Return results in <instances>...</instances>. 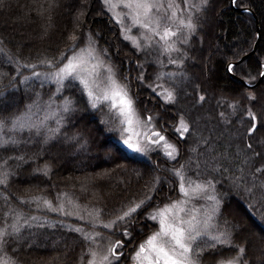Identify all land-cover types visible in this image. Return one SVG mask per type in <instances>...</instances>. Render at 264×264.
I'll return each mask as SVG.
<instances>
[{
    "label": "trees",
    "instance_id": "trees-1",
    "mask_svg": "<svg viewBox=\"0 0 264 264\" xmlns=\"http://www.w3.org/2000/svg\"><path fill=\"white\" fill-rule=\"evenodd\" d=\"M244 8L255 14L260 32L250 54L256 41V22L252 12ZM78 13H83L79 26ZM195 23L192 45L185 47L183 64L172 70L177 74L175 84L168 85L175 89V100L162 101L142 87L136 92V106L151 115L157 126L161 122L175 124L181 117L189 126L182 138L177 137L179 157L174 162L156 160L155 166L154 155L137 157L116 141L115 113L105 106L92 108L77 81L66 80L65 87L56 91L53 83L30 78L32 71L50 69L39 61L53 59L58 66L66 59L72 52L65 51L71 43L70 35H83L75 46L77 49L88 41L89 33L99 49H107L116 65L125 70L122 65L127 63L136 73L138 59L118 36L119 28L101 0H0V73L4 74L0 77V118L19 115L33 102L39 105L32 109L35 117H41L52 98L59 102L69 98L73 102V111L65 115L61 130L47 142V130L57 128L55 118H49L39 134L35 129L25 128L2 138L7 140L11 136L15 143L0 145V170L11 173L8 183L0 184V227L11 225L17 214L20 223L25 217L31 220L18 235L8 237L7 251L18 264H78L88 247L81 233L61 223L32 227V214L43 216L47 209H33L37 202L31 197L49 199L54 206L63 198H70L83 207L101 209L102 219L108 220L123 206H130V202L152 195L151 202L134 218L130 228L132 238L118 236L125 241L123 248L131 249L134 241L154 228L147 211L168 200L165 193L168 187L169 195L174 197V181L179 182V178L171 170L180 165H185L183 172L193 181L212 182L213 192L220 201L214 223L232 236L231 245H218L215 250L207 251L201 264H215L233 257L238 251L235 246L239 245L245 247L241 264L243 261L264 264V150L258 144L259 140L264 142V126H259L249 139L246 130L251 126L250 118L243 112L251 107L260 114V121H264V78L258 81L260 63L264 62V0L236 3L208 0L207 6L195 13ZM61 52H65L64 57H60ZM216 52L221 55L216 56ZM240 52L244 53L240 57L247 56L234 63L235 71L231 74L227 65L236 62L234 53ZM202 56L203 67L198 64ZM17 61L33 64L35 68L19 67L17 71ZM167 70L169 67L164 68ZM152 71L153 68L148 69L149 73ZM249 75L256 77L250 83H256L252 87L242 82ZM22 76L29 77L24 84L20 83ZM148 78L153 80L151 76ZM247 93H254L255 101H249ZM235 101L240 102L239 108L228 106ZM186 102L191 106L184 108ZM200 113L209 117L196 127ZM249 143L251 149L247 147ZM16 156H23L28 162L9 159ZM44 165L51 169L47 176L33 173V169ZM157 176L162 178L157 185L159 191L149 193ZM8 230L11 232L10 227ZM32 240L54 241L56 245L35 246Z\"/></svg>",
    "mask_w": 264,
    "mask_h": 264
},
{
    "label": "snow or ice",
    "instance_id": "snow-or-ice-1",
    "mask_svg": "<svg viewBox=\"0 0 264 264\" xmlns=\"http://www.w3.org/2000/svg\"><path fill=\"white\" fill-rule=\"evenodd\" d=\"M236 3L237 0H232ZM104 5L110 12L113 13V19L121 25V33L125 31L131 32L133 28H140L143 31L140 33L141 38L147 42L145 45L151 46L154 37H159V43L161 44V55L168 54L169 64L182 65V59H172V53H180L178 44H187L188 37L196 31L197 25L194 22L191 14L187 19L183 18L182 12L184 10L193 9L197 12L201 7H206L208 0H198V3H189V0H184L185 9H181L179 3L176 0H167V4L164 0H103ZM117 9H124L126 11H117ZM248 11L249 9H245ZM83 13H78L76 16L77 26H79L80 16ZM130 20V23L125 27V20ZM183 37V39H180ZM83 35L77 36L72 34L69 36L71 43L66 47L65 51H72L71 56L66 57V62H61V66H56V60L48 59L39 61L40 64H46L49 68H54V71L36 72L32 71L31 76L36 78H45L54 81L57 84V91H60L65 87L66 80H78L83 86V91L87 93L89 103L92 108L103 106L104 104L110 105V110H114L121 118V125H127L123 127L121 131V139L123 143L133 151L146 153L152 146H159L163 144L165 155L169 159H175L178 154V150L175 145L168 143L166 137L159 131L151 130V122L153 117L149 116L147 121H141L135 115L134 100L129 94L126 85L118 83L116 80V74L111 65H104L103 61L97 57L96 47L93 45L91 33L88 34L87 47L80 48L78 51L75 46L79 43ZM125 39H133L137 50H141V45L133 37L125 36ZM107 52V49L104 50ZM243 52L234 53L236 59L239 60ZM65 52L60 53V57H64ZM59 59V57L57 58ZM19 67L28 69H34L33 64H19ZM104 68L107 72V76L102 82L100 80V69ZM260 71L258 76L264 78V62L260 63ZM227 71L232 73L235 71V65L229 62L227 65ZM4 74L0 73V77ZM168 76L173 79L176 78V73H158L157 80ZM138 79L143 81L145 76L141 73ZM29 80L28 76H22L20 83L24 84ZM256 80V77L249 75L246 83H252ZM102 83L104 86L102 87ZM148 87H159L161 91L158 95L162 96L167 102L175 100V89L166 88L163 84H158L155 87L148 85ZM249 101H255L256 95L254 93H247ZM203 100L204 96H200ZM39 108L36 102L33 105H28L25 111L19 115L12 114L8 117L0 118V134L8 135V133H15L17 130H23L25 128L35 129L39 134L40 129L46 126V121L50 117H57V128L48 129L49 135L46 136L45 142L48 139H52L61 130L60 125L64 122L65 115L71 114L73 111V102L71 99L66 98L62 105L57 106L53 111L51 108V102L47 105V114L43 119L33 121V117L36 115L32 111L33 107ZM229 107L239 108L240 102L235 101L228 105ZM264 110V108H262ZM244 115L250 118L251 126L247 128L249 139L251 134L257 131L259 126H264V121H260V114L253 111L251 107L243 109ZM62 113V114H61ZM223 115V114H221ZM143 125L147 131L143 134L136 132L134 135L129 134L133 132L134 126ZM177 131L181 136L185 132L189 131V126L181 117L177 126ZM127 134V136H126ZM126 136V138H125ZM9 143H15L12 137L9 136L7 140L0 139V145ZM249 149L252 148V144L247 145ZM258 155V153H254ZM9 159H15L21 163L26 164L28 161L24 160L23 156L11 157ZM5 166L7 160L4 161ZM20 167V164H17ZM185 165H180L179 168L172 169V174L179 178L178 199L169 200L163 206H157L153 208L152 212L147 213L148 218L152 221H158L159 228L152 232L145 241L141 242L137 250L133 254L134 264H201L202 257L209 250H215L218 245H231L232 236L227 229H220L214 223L216 213L218 212L220 201L216 195L209 194V191H214V185L211 181H193L188 177L183 169ZM51 171L48 165H44L43 168L37 167L33 169L34 174H43L47 176ZM262 171V169H257ZM11 173L5 170H0V184L6 185ZM161 177H154L152 181V187L148 189L149 193H156L159 191L157 185L161 182ZM251 189H249L250 191ZM65 196L66 194L61 193ZM26 200L28 198H25ZM37 202V207H45L50 211H58L64 215H77L80 220L88 219L93 228L100 225L106 230H111L113 234L119 232L120 235L126 238H132V232L130 231L131 225L134 223V218L143 211L145 207L153 199L152 195H146L143 199L136 202H130V206H123L118 210V214H114L111 219L105 221L102 219L103 211L101 209H85L83 214L79 211V206L74 205L71 199L66 201H60L59 204L53 205V202L49 199H41L39 196H33L30 198ZM197 199H204L207 206L197 209L195 207L189 210L188 205L191 201ZM74 207L75 211H66V208ZM7 216L8 214L5 213ZM34 219V218H33ZM20 216L17 214L15 220L11 225L5 224L0 227V264H18V262L9 256L6 246L9 243L8 237H13L21 232V228L28 224V220H24L20 223ZM11 228V232L7 231ZM122 229V231H121ZM73 231L81 232L84 235V239L89 241V246L85 250V254L82 253V261L86 260V264H119V259L122 256L120 249L125 247L124 240H115L112 242L109 240L105 247L101 241L108 239L103 237L100 232L93 231L91 235L84 233L83 229L76 227ZM238 248L236 255L228 259H221L216 261L215 264H241L242 257L245 253V247L242 245L235 246ZM15 250L13 249V252ZM242 264H248L247 261H243Z\"/></svg>",
    "mask_w": 264,
    "mask_h": 264
},
{
    "label": "rangeland",
    "instance_id": "rangeland-1",
    "mask_svg": "<svg viewBox=\"0 0 264 264\" xmlns=\"http://www.w3.org/2000/svg\"><path fill=\"white\" fill-rule=\"evenodd\" d=\"M103 6H104V9L107 11L108 15L112 18V20L114 22H116L115 19H113V13L110 12L108 10V8L104 5L103 3V0H101ZM177 3H179L180 5V8L181 9H185V5H184V0L182 1H178L176 0ZM164 3L167 4V0H164ZM189 3H198V0H189ZM117 11H126L124 9H117ZM197 11L193 10V9H188V10H184L182 12V16L183 18L187 19V17L189 16V14H191V16L193 17L194 19V22H195V13ZM130 23V20H125V27H127V25ZM118 28H119V35L121 37V40L127 44V46L129 48H131L134 53H135V57H136V60L138 59V61L136 62V73L134 74L130 68V65H128L127 63H124L122 66L124 67L125 70H122L121 69V65H116V63L114 62L113 59H110V54L109 52L107 51L106 53L104 52L105 49H99L98 46L96 45V43L93 42V45L96 47V50H97V57L99 60L103 61L104 65H111L115 74H116V80L118 81V83L122 84V85H126L127 88H128V91H129V94L130 96L132 97V99L134 100V108H135V115L136 117H138L141 121H147V118L151 115L147 114V113H144L143 110L139 109L137 106H136V100L135 98L137 97V89L139 87H142L143 90H148V91H151L152 93L156 94L162 101H165L163 99L162 96L158 95V93L161 91V89L159 87H155L156 85L158 84H163L164 87L166 88H170L169 86H172L175 84L174 82V79L172 77H168V76H165L168 78V81H163L162 79L160 80H157L156 79V76L158 73H174L173 71V68L174 67H177L178 65H175V64H169V56L168 54H164V55H161V44L159 43V37H154L153 38V42L151 44V46H145L147 44L146 41H144L141 36H140V33L143 31L142 29L140 28H133L132 31L129 33L127 31H125L123 34L121 33V25L118 24L116 22ZM195 35V32H193L189 37H188V43L187 44H178L177 46L180 48V53H172L171 54V58L172 59H181L185 52H186V49L185 47L187 48V46H190L192 45V40H191V37ZM125 36H131L133 37L138 43H140L141 45V50H137V47L135 46L134 42H133V39H125ZM180 39H183V37H181ZM208 41V40H207ZM207 44V43H206ZM88 45V41H85L84 45L77 48L76 50L78 51L80 48H84V47H87ZM109 48L112 47L114 49L113 46H111L110 44H108ZM108 48V49H109ZM117 50V49H116ZM129 51V50H128ZM113 53V52H112ZM73 53L70 52L67 56H71ZM114 55V54H113ZM216 56H220L221 53L219 52H216L215 53ZM63 62H66V59L63 61ZM204 62H205V57L202 56L200 57V59H198V64H201L202 67L204 65ZM61 66L58 65L57 67ZM165 67H169V70L167 71H164V68ZM149 68H153V71L152 72H148V69ZM131 69V70H130ZM55 69L54 68H51L49 70H44L42 72H47V71H54ZM173 70V71H172ZM100 72H101V76H100V80L103 82L104 81V78L107 76V72L105 71V69L102 67L100 69ZM143 73L144 76H145V79L143 81L139 80L138 79V76ZM148 76H151L153 78V80H150L148 78ZM198 77V76H197ZM32 78V76L30 77ZM36 78V77H35ZM36 80H39V81H42V82H48L49 83H53L55 86H56V91H57V84L54 82V81H51V80H48V79H45L43 77L41 78H36ZM77 81L79 84L80 82L78 80H75ZM191 81V80H189ZM153 85L155 87V90H153V87H148V85ZM169 85V86H168ZM81 88H82V91H83V86L80 84ZM102 87L104 86V84L102 83L101 85ZM136 88V89H135ZM59 93V92H58ZM55 92V94H58ZM84 95L85 97L87 98V101L89 103V99L87 97V93L84 92ZM51 108L53 111L56 110L57 106H60L63 104V101H57V100H53V98L51 99ZM167 102V101H166ZM90 105V103H89ZM91 106V105H90ZM103 106L107 107L110 109V105L109 104H104ZM191 106V103L190 102H186L185 105H184V108H188ZM115 115H116V118H117V136H116V141L129 153V154H132V155H135L137 157H144V158H148V157H152L153 155V158H152V162L155 164L156 166V160H161L164 162V159H166L168 162H174L180 155V145H179V140L177 137H183L181 136L180 132L177 131V126L179 124V121H180V118L177 119V121L175 122V124L173 123H170L168 124L169 122H165V123H159V126H157V123L152 119V122H151V130L152 131H159L162 135H164L166 137V140L168 143H171L173 145L176 146L177 150H178V154L175 156V159H169L166 155H165V150H164V146L163 144L159 145V146H156V145H152L146 153H140V152H136V151H133L132 149H129L122 141L121 139V131H122V128L123 127H127V125H121V118L120 116L118 115L117 112H115L114 110H112ZM47 114V107L45 109L42 110V113H41V117L38 116V117H33V121L35 120H38V119H43V117ZM147 114V116H146ZM209 117V114L207 113H200L197 117V120H196V127H199L201 126L202 122H205L206 119ZM50 118H55L56 119V122H57V117H50ZM185 120V119H184ZM186 122V121H185ZM187 123V122H186ZM173 124V125H171ZM148 129H146L143 125L141 126H134L133 128V132L132 133H129V134H132L134 135L136 132H139L140 134H143L145 131H147ZM172 133H170V132ZM3 134H0V139L3 138ZM127 136V134H126ZM125 136V138H126ZM258 144L260 146V149L261 151L264 150V142H262L261 140L258 141ZM156 157V158H155ZM160 157V158H159ZM159 167H162V165L160 164ZM164 172V171H163ZM167 172H165L166 174ZM195 182V181H194ZM174 187H175V193H174V197L170 196L169 192L170 191V188L168 187L167 190H165V193H166V196H167V201L163 202V203H159L157 205H153L154 207L150 208L147 213H150L152 212L153 208L157 207V206H163L165 203H168L169 200H173V199H178L179 197V192H178V185H179V182L177 181H174ZM209 194L212 195L214 194V192L212 190L209 191ZM215 195V194H214ZM67 199H70V198H63V200L61 201H66ZM218 199V198H217ZM72 200V199H71ZM73 201V200H72ZM60 201L58 203H56L55 205L59 204ZM73 204L74 205H78L79 206V211L81 212V214H83L84 210L85 209H89V208H86V207H83L79 204H77L75 201H73ZM207 204H206V201L204 199H197V200H193L189 203L188 205V208L189 210H191V208L195 207L197 209H200L202 207H206ZM43 206H41L40 208L42 209ZM33 209H38L40 210L38 207H37V204L36 205H33L32 206ZM45 208V207H43ZM219 208V206H218ZM47 209V208H45ZM38 210H34L36 212H39ZM76 209L74 207H69V208H66V211H75ZM50 213V214H49ZM147 213H146V216H147ZM45 215L43 216H38L36 214H32V227H39V224L42 225V223H46L47 225H54L56 222L58 223H61L67 227H69L70 229H74L76 227H80L83 229V232L84 233H88L89 235H91V233L93 231H96V232H100L101 235L103 237H107L108 239H105L103 241H101V243L106 247L109 240H111L112 242H114L115 240H118V236H121L118 232L117 234H113V232L111 230H106L104 229L102 226L100 225H97L95 226V228H93L92 224L90 223V221L86 218L84 220H80L78 218L77 215H64L62 214L61 212H58V211H50L47 209L46 213H44ZM48 214V215H47ZM19 215V214H18ZM15 216H13V218H15ZM216 217V216H215ZM34 218V219H33ZM148 218V216H147ZM152 223H154V228L153 230H151L148 234H146L145 236H143L142 238H140L138 241H134V244H132V248L130 249L129 247L123 249L124 252H123V256L120 257L119 259V264H134V260H133V254L134 252L137 250V247L138 245L145 241L147 239V237L154 231H156L158 228H159V224H158V221H152L150 218H148ZM15 219H12V223ZM24 220H28V221H31L30 219H28V217H25L23 218L21 221L23 222ZM107 221V220H105ZM215 221V220H214ZM29 223V222H28ZM7 231H10L7 229ZM122 231V229H121ZM81 233V232H79ZM82 234V233H81ZM82 237L84 239V235L82 234ZM123 237V236H122ZM126 239V237H124ZM85 240V239H84ZM86 241V240H85ZM87 242V246H89V241H86ZM32 244H34L35 246H54L56 245V242L54 241H51V242H35L34 240H32ZM82 261V260H80ZM78 264H86V261H83V262H80Z\"/></svg>",
    "mask_w": 264,
    "mask_h": 264
},
{
    "label": "water",
    "instance_id": "water-1",
    "mask_svg": "<svg viewBox=\"0 0 264 264\" xmlns=\"http://www.w3.org/2000/svg\"><path fill=\"white\" fill-rule=\"evenodd\" d=\"M245 9H247V8H244V9H242V10H245ZM245 11H246V10H245ZM248 11H250V10H248ZM250 12H252V11H250ZM252 14H253L254 20H255V22H256V41H255V43H254L253 48H252L251 51L249 52V54L252 53V52L255 50L256 43H257L258 39L260 38V32H259L258 21H257V18H256V16H255V14H254L253 12H252ZM246 56H247V54L244 55V56H242V57H240L239 60H237L236 62H232V63H233V64H234V63H237V62L241 61L242 59H244ZM231 74H232V73H231ZM260 79H261V77L259 78L258 81H260ZM242 82L245 83V84H246L247 86H249V87H252V86H254V85L256 84V83H255V84H249V83L244 82L243 80H242Z\"/></svg>",
    "mask_w": 264,
    "mask_h": 264
},
{
    "label": "flooded vegetation",
    "instance_id": "flooded-vegetation-1",
    "mask_svg": "<svg viewBox=\"0 0 264 264\" xmlns=\"http://www.w3.org/2000/svg\"><path fill=\"white\" fill-rule=\"evenodd\" d=\"M124 248H122V249H120V251L122 252V254H123V252H124V250H123ZM123 256V255H122Z\"/></svg>",
    "mask_w": 264,
    "mask_h": 264
}]
</instances>
